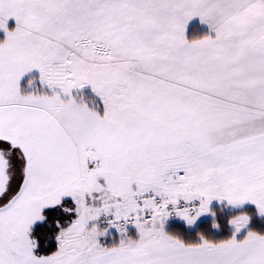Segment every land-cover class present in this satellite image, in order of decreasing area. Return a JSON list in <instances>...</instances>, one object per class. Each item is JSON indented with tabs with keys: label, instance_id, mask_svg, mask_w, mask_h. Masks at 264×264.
I'll return each instance as SVG.
<instances>
[{
	"label": "snow or ice",
	"instance_id": "obj_1",
	"mask_svg": "<svg viewBox=\"0 0 264 264\" xmlns=\"http://www.w3.org/2000/svg\"><path fill=\"white\" fill-rule=\"evenodd\" d=\"M0 264H264V0H0Z\"/></svg>",
	"mask_w": 264,
	"mask_h": 264
},
{
	"label": "trees",
	"instance_id": "obj_2",
	"mask_svg": "<svg viewBox=\"0 0 264 264\" xmlns=\"http://www.w3.org/2000/svg\"><path fill=\"white\" fill-rule=\"evenodd\" d=\"M192 36V33L190 35V38ZM209 221L205 220V221H201V224L198 225L199 228H205L207 231L210 232V234L217 236V238H222L223 235H227V228L225 227L223 231L221 232H216L214 230L211 229H207V225H208ZM255 227L259 228L260 227V222L257 221L256 224L254 225ZM167 228H169L171 231L176 232L177 234H179L182 238H184L185 240H195L197 238L196 235V228H185L182 225V222H168V224L166 225Z\"/></svg>",
	"mask_w": 264,
	"mask_h": 264
},
{
	"label": "rangeland",
	"instance_id": "obj_3",
	"mask_svg": "<svg viewBox=\"0 0 264 264\" xmlns=\"http://www.w3.org/2000/svg\"><path fill=\"white\" fill-rule=\"evenodd\" d=\"M196 22L195 21H193V25L195 24ZM190 28H191V25H190ZM197 34H199V33H197ZM191 35V32L189 33V36Z\"/></svg>",
	"mask_w": 264,
	"mask_h": 264
}]
</instances>
